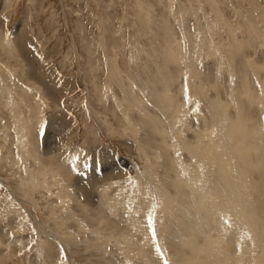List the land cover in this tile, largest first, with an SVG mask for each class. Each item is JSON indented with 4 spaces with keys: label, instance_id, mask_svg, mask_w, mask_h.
Wrapping results in <instances>:
<instances>
[{
    "label": "rangeland",
    "instance_id": "374dc122",
    "mask_svg": "<svg viewBox=\"0 0 264 264\" xmlns=\"http://www.w3.org/2000/svg\"><path fill=\"white\" fill-rule=\"evenodd\" d=\"M236 121L255 139L247 171ZM214 155L235 182L215 181ZM187 169L245 264L264 228V0H0V264L207 257L217 229L179 243L162 207ZM262 242L246 263L264 264Z\"/></svg>",
    "mask_w": 264,
    "mask_h": 264
},
{
    "label": "bare ground",
    "instance_id": "6f19581e",
    "mask_svg": "<svg viewBox=\"0 0 264 264\" xmlns=\"http://www.w3.org/2000/svg\"><path fill=\"white\" fill-rule=\"evenodd\" d=\"M172 51V50H171ZM169 91V90H168ZM157 92V91H156ZM159 94V93H158ZM173 97V96H172ZM167 99H169V100H171V95H163L162 97H159V96H157V95H154V100L156 101V102H158L157 104H158V106L160 107L161 105H164L165 103H166V101L165 100H167ZM172 103V102H171ZM167 104V103H166ZM165 106V105H164ZM162 108V107H161ZM166 109V108H165ZM161 110V109H160ZM167 110V109H166ZM147 113V112H146ZM149 117V116H148ZM160 121V120H159ZM240 121V120H239ZM158 122V121H157ZM222 122V121H221ZM237 122V121H236ZM159 126V125H158ZM180 126V125H179ZM217 126V125H216ZM232 127V128H231ZM230 128H231V136H235L234 137V139H241V141H245L244 143H241V145H243V147H245L246 146V148H247V146H253V143H254V141H255V139H253V137L254 136H249L250 134L248 133V136H246L245 135V133H244V135L242 134V131L243 132H246L247 130L244 128V127H241V124L240 123H233L232 124V126H231ZM220 128V127H219ZM167 130V129H166ZM229 130V129H228ZM217 131V130H216ZM230 132V131H229ZM237 140V141H238ZM237 141L236 140H234L233 142H234V144L236 145V147H238L239 149H242V147H239V145L240 144H238L237 143ZM164 142V141H163ZM246 144V145H245ZM229 147H231V146H229ZM216 149V148H215ZM243 150H246V151H241L240 152V150H238V149H234V152L235 153H239V155H232V157L233 158H235V156H239V158L241 159V161H240V163H239V165L240 164H242L243 166H245L246 168H244L245 170L246 169H248L249 167H250V165H248L249 164V162H250V152H251V150H248V148L247 149H243ZM211 150H209V152H210ZM221 152V151H220ZM207 153V152H206ZM213 153V152H212ZM254 154V153H253ZM203 155V157L202 158H207L208 156H205L204 154H202ZM207 155V154H206ZM222 155V154H221ZM227 155V154H226ZM252 155V154H251ZM253 156V155H252ZM214 157H216V158H214ZM212 158H214V161L211 163V161H210V165L209 164H207V165H209L210 167H213V168H216L217 170H219V168H222V169H225V170H228V166L229 165H233V166H235V167H238V170H239V165H237V164H235L234 162L232 163V164H230L231 163V160H233V159H231V158H229V157H225L223 160H222V158L220 157V156H213ZM203 160V159H202ZM226 160V161H225ZM225 161V162H224ZM206 165V162H204L203 161V163L201 164V166L203 167V171H204V169H206L205 168V166H207ZM213 165V166H212ZM218 166V168H217V166ZM253 168V167H252ZM256 167H254V169H255ZM177 169V168H176ZM207 169H208V167H207ZM211 169V168H210ZM240 169H242L243 170V168L241 167ZM224 170V171H225ZM253 170V169H252ZM173 171V170H172ZM189 171H191L190 169H187V171H185L184 173H183V176H182V178L184 177V181H180L179 183H178V180H177V183H176V185H177V197L176 198H173L172 199V202H171V198L169 199L170 200V202L169 201H167V200H164L163 201V203L161 202L163 199L162 198H158V200L159 199H162L161 201H159L160 203H162L163 205H162V207H165V208H168L169 209V211H168V214H167V216L169 217V218H171V219H173L175 222V226H176V228H175V230H174V232H173V234L176 236L175 238H174V236H173V234H172V237L174 238V240L175 239H178V241H179V243H184L185 244V242H187V241H180L181 240V238H184L185 236H190V237H198V236H201V237H203V239H204V241L206 240V238H207V240H208V238H211V237H206V236H202L203 234H205V230L206 229H208V230H216L217 229V231H218V233L219 234H217V239H215L214 241V243L213 244H215V243H217V242H222V244L220 243L219 244V246L218 247H216V245H213L212 246V251H211V254H209V252H207V255H205V256H207V257H204V253H202V255L200 256L199 255V253H197L198 255H193V252L191 253L192 255H193V257H189V258H187V257H185V259L186 260H183V257H182V255L185 253H183L182 252V250H181V253H183L182 255L180 254V256L179 257H181V259H182V262L180 261V263L181 264H242V262H240L239 260H238V258H237V255H233L232 254V252H234V250H235V248H234V246H236V240H237V238L239 237V233H238V227H236V224H234V222L232 221V218H231V221L230 222H228V224H232V225H230V227L232 226V228H228L229 226H227V225H225L224 223H221V221H220V218H221V211L223 210L222 209V205L221 204H219V203H221V202H219V198L216 196V193L214 192V194H211V193H209V191H211L212 189H211V184H208L209 183V181H208V183L207 182H205V184H204V181H203V183H200V184H198V182H200L201 181V177H203V175H204V173H203V175L201 176V177H199L198 176V174H199V172H198V174H197V172H194V171H192V172H190V173H192V174H190L189 173ZM221 171H223V170H221ZM220 171V172H221ZM223 171V172H224ZM229 171V173H227V175H224V174H226L225 172H224V174L222 173V174H216L215 176V181H216V178L218 177V179H220V181L223 179H225V178H228L226 181H231V182H235V178L237 177V175H236V173L235 172H232L233 171V169H232V173H233V175H232V173H230V170H228ZM244 171V170H243ZM247 171V170H246ZM207 172V171H206ZM218 172V171H217ZM227 172V171H226ZM239 172V171H238ZM240 172H242V171H240ZM239 172V173H240ZM244 173V172H243ZM177 174V173H176ZM249 174V173H248ZM247 174V175H248ZM228 175H229V177H228ZM245 175V174H244ZM151 176V175H150ZM224 177V178H223ZM243 177V176H242ZM182 178H178V179H182ZM205 178V177H204ZM214 178V177H213ZM149 179H150V177H149ZM152 179V178H151ZM150 179V180H151ZM203 179V178H202ZM149 180V181H150ZM187 180H190L189 182L187 181ZM232 180H234V181H232ZM152 181H154L153 179H152ZM201 181V182H202ZM151 182V181H150ZM151 183H154V182H151ZM150 184V183H149ZM217 184V183H216ZM213 185V184H212ZM152 186V185H151ZM154 190V189H153ZM184 190H186L187 191V193H188V195L187 194H185V191ZM165 195V194H164ZM163 195V196H164ZM182 195H185V197H183L184 199H181L182 197ZM218 195V194H217ZM162 196V197H163ZM168 196V195H167ZM237 196V195H236ZM169 197V196H168ZM232 197V196H231ZM167 198V197H166ZM153 199H155V198H153ZM220 201H221V199H220ZM172 203H174L175 205H173V207L174 206H176V208H178V207H180V206H182L183 204H184V207L186 206V207H188V209L186 210V207H185V212H186V214L184 215V213L183 214H180V212H179V214H180V216H176V215H174L173 214V211H174V209H172ZM190 204H191V207H190ZM155 206L157 205V204H154ZM160 205V204H159ZM224 205V204H223ZM161 207V208H162ZM226 207V206H225ZM224 207V208H225ZM236 207V206H235ZM157 208V210H158V207H156ZM175 208V207H174ZM182 208V207H181ZM160 209V208H159ZM222 209V210H221ZM162 210H164V208L162 209ZM182 210V209H181ZM189 210H193V214L191 213V212H189ZM221 210V211H220ZM226 210H227V208H226ZM253 210H255V209H252L251 210V214H253L252 213V211ZM159 211V210H158ZM161 211V210H160ZM177 211H180V209H178ZM177 211H175V212H177ZM229 211V210H228ZM247 211V210H246ZM165 213V212H164ZM249 213V214H250ZM158 215V217L160 216V214L159 213H157ZM254 214H256V211H255V213ZM165 215V214H164ZM240 215V214H239ZM244 216V215H243ZM152 217V216H151ZM155 217V216H154ZM175 217H177V218H175ZM254 217H256V215L254 216ZM153 218V217H152ZM254 219V218H253ZM256 219V218H255ZM258 219H256V221H257ZM156 221V220H155ZM157 221H159V220H157ZM228 221H229V219H228ZM156 223V222H155ZM252 223H253V221H252ZM259 223H260V221H259ZM164 224V223H163ZM171 224V223H170ZM257 224H258V221H257ZM172 225V224H171ZM235 225V226H234ZM252 225V224H251ZM173 226V225H172ZM237 229H236V228ZM156 228V227H155ZM159 229V228H158ZM170 229H172V228H170ZM174 229V228H173ZM226 229H229V231L232 233V236H224L225 234H226ZM264 229V228H263ZM263 229H261V227H259L258 225H256L255 224V226H254V228H253V230H254V233H253V230L251 231V233L252 234H254V243H253V245H252V239H251V236H250V238H248L247 236V241L246 242H248V244L249 243H251V247H254V250H253V252H256V250H259L260 248H261V246H262V241H264V231H263ZM160 230V229H159ZM161 231V230H160ZM171 232H172V230H171ZM242 232V231H241ZM229 233V232H228ZM158 234V233H157ZM210 234V233H209ZM214 234V233H213ZM208 235V234H207ZM215 235V234H214ZM250 235V234H249ZM206 237V238H205ZM216 237V236H215ZM186 238V237H185ZM184 238V239H185ZM187 239V238H186ZM189 239V238H188ZM201 239V238H200ZM239 239V238H238ZM251 239V241L249 242V240ZM158 240V239H157ZM196 239H194L193 241H195ZM221 240V241H220ZM159 241V240H158ZM191 241V240H190ZM203 241V240H202ZM197 242V241H196ZM208 242H209V240H208ZM211 242V241H210ZM191 243V242H190ZM189 243V244H190ZM194 244V243H193ZM197 244V243H196ZM186 245V244H185ZM202 245V244H201ZM166 246V245H165ZM181 246V245H180ZM183 246V245H182ZM190 246V245H189ZM188 246V247H189ZM200 246V245H199ZM209 246H211V245H209ZM143 247L145 248V246L143 245ZM186 247V246H185ZM204 246H202V247H200V248H203ZM264 247V246H263ZM208 249V247H205V249ZM257 248V249H256ZM162 249V248H161ZM184 249V248H183ZM198 249V248H197ZM197 249H195V250H197ZM204 249V248H203ZM204 249V251H206ZM256 249V250H255ZM262 249V248H261ZM194 250V251H195ZM209 250V249H208ZM241 250V249H240ZM251 250V251H252ZM161 251V250H160ZM198 251H200L199 249H198ZM197 251V252H198ZM203 251V250H202ZM244 251H246V250H244ZM251 251H248V252H246L247 253V256H248V258L249 259H247L246 258V256H245V254H244V256H243V259H244V261L245 262H243V263H245V264H248V263H246L248 260H250V259H252V258H254V257H256L257 255H258V253H253V252H251ZM260 251V250H259ZM195 253H196V251H195ZM240 253V252H239ZM261 253H262V251H261ZM191 254H189L188 256H190ZM242 254V253H241ZM185 255V254H184ZM191 255V256H192ZM187 256V255H186ZM258 257V256H257ZM174 258H175V256H174ZM239 258H242V256H239ZM177 259V258H176ZM174 261V260H173ZM242 261V260H241ZM254 262V261H253ZM176 263V262H175ZM180 263H176V264H180ZM250 263H252V262H250Z\"/></svg>",
    "mask_w": 264,
    "mask_h": 264
}]
</instances>
